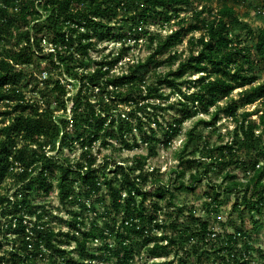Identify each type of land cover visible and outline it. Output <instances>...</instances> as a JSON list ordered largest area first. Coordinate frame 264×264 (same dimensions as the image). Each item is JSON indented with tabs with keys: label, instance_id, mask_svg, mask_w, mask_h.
I'll return each instance as SVG.
<instances>
[{
	"label": "trees",
	"instance_id": "trees-1",
	"mask_svg": "<svg viewBox=\"0 0 264 264\" xmlns=\"http://www.w3.org/2000/svg\"><path fill=\"white\" fill-rule=\"evenodd\" d=\"M239 1L233 0V3L238 6ZM230 2L0 0V105L7 107L2 112L0 106V217L9 218L0 221L7 225L0 228V235L4 237L0 239V264H137L134 254L137 243L148 248L155 258L171 254L169 243L176 244V240L169 241L163 232L161 236L146 234L149 225L159 219L157 213L161 209L153 201L164 200L163 186L149 191L125 176L120 191L127 185L129 193L121 203L119 192L112 188L113 181L105 180L107 190L101 192L99 170L90 166L95 157L76 163L60 162L65 149L73 150L78 145L82 150L91 147L105 125L109 130L106 135L111 139H116L114 133L124 137L135 129L139 139L133 137L134 147L124 145L126 150H135L140 148L141 141L145 145L164 143L159 132L172 146L182 134L186 121L200 114L209 116V120L200 118L186 132L182 147L186 151L194 141L211 145L210 138L199 127L212 131L211 134L219 133L217 124L224 114L236 127L227 133L230 136L227 141L220 134L221 143L211 153H219L220 167L233 166L239 171L231 174L225 171L221 180L229 183L224 191L236 195L233 211L237 217L244 219L249 215L258 226L256 214L264 209V111L257 122L252 116L260 110L245 109L256 102L264 103V81H260L261 75L256 72L257 68L264 71V30L256 31ZM256 11L258 20H264V11L260 8ZM118 21L122 24L114 32L113 25ZM150 25L171 33L164 38L157 33L150 34ZM197 32L201 33L198 38ZM109 37L120 44L119 49L102 58H93L92 52L98 43ZM187 37L190 53L183 57L175 48ZM129 38L135 43L146 38L152 52L144 60L129 61L126 70L115 74L113 71L131 49ZM165 64L171 69L158 73L157 69ZM57 70L58 74H54ZM197 74L200 76L192 79ZM101 81L109 87L102 88ZM70 84L78 86L76 92H68ZM28 88L30 94L24 90ZM238 89H242L239 98H232ZM111 90H115L112 103L122 108L123 116L113 114L102 101L96 103L97 91L104 95ZM53 95L59 101L56 105L59 115L50 104ZM172 97L177 99L172 102ZM64 98L72 104L70 115L67 109L73 121L71 135L62 132L60 127H67L63 118ZM225 99L229 102L220 105ZM169 111L177 115L171 122L162 124L163 114ZM53 117L61 118L59 124ZM93 127L98 130L97 135L89 140L85 133ZM197 151L194 149L192 154ZM84 155L82 151L80 157ZM215 163L201 171L207 173ZM119 167L122 169L123 165ZM57 176L61 204L71 209L80 207V211L68 210L71 217L67 232H56L51 220L45 219L49 214L45 204L37 206L34 202L37 195L47 197L51 179ZM8 179L12 182L6 194L1 187ZM193 180V184L180 187L193 191L203 178L197 179L194 175ZM73 186H82L91 203L70 200ZM42 191L43 196H39ZM220 195L215 192L213 202L207 205L208 216L219 207ZM97 205H103L105 212ZM89 212L98 215L89 220ZM190 212L193 216L194 211ZM171 226L177 230L180 223L174 221ZM159 227L156 225L158 231ZM74 233H79V237ZM80 237L93 241L92 250L86 243L78 242ZM246 237L245 232L238 230L226 239L213 231L209 221L200 218L195 224L184 225L178 239H198L204 243L193 246L191 251L185 249L178 264H189L185 258L190 256H195L196 264H251L255 248L246 242ZM208 238H212L211 244ZM101 239L102 245L97 243ZM71 243L75 244L79 259L68 256L64 245ZM240 243L245 251L237 256L234 250ZM6 245H11L9 250H5ZM175 256H179V251ZM144 264H174V261L155 260Z\"/></svg>",
	"mask_w": 264,
	"mask_h": 264
},
{
	"label": "clouds",
	"instance_id": "clouds-1",
	"mask_svg": "<svg viewBox=\"0 0 264 264\" xmlns=\"http://www.w3.org/2000/svg\"><path fill=\"white\" fill-rule=\"evenodd\" d=\"M80 31H84V29H80ZM103 71V69H101ZM107 78V77H106ZM102 88H107L109 86L105 85L103 81H101ZM34 86V85H33ZM46 90V89H45ZM87 91V89H86ZM115 90H111L108 94L101 95V92L97 91L96 93V103H100L101 101L105 106L109 108V110L113 113H120L121 116L124 115L122 108L118 104L112 103V96ZM65 99V110H64V119L67 121V127H61L62 132H68L70 135L74 133L73 129V121L70 116L67 115V109L71 105V101ZM43 101H41L42 103ZM59 101L56 100L55 95L51 96L50 104L52 105V110L55 111L56 105ZM99 112V108L97 109ZM76 115V113H73ZM60 117H53V120L59 124ZM87 127V126H85ZM96 128H90L85 135L88 136V139L91 140L93 136L97 135ZM108 126L105 125L103 130H99V138L91 144V147L87 149H83L85 155L83 157H77V159L82 162L85 160H92L95 157V162L90 166L99 170L98 175L100 176L99 184L101 187V192H105L107 190L106 185L104 184L105 180L113 181L112 188L114 191L119 192L120 201L123 203L124 197L129 193V189L127 185H124V191H120L123 178L126 176L129 180H132L136 186L144 188L150 187L153 191H156L157 188L163 186L161 190L166 192L165 198L162 201L154 200L153 202L159 205L161 211L157 213L159 219L153 221L151 225H149L147 235L150 236H158L160 232L168 238L169 241L176 240V244L169 243V248L173 252L179 251V255H184V250L187 249L191 251L193 246L200 247L204 242L198 241V239H192L190 241H181L178 239V234L183 230V226L188 224V213H182L180 216L177 215L178 209H182L186 204H190L194 202L192 197L180 186H188L194 183L193 176L195 175L197 179L203 178L204 183L197 185L198 194L203 193L209 190L210 185H215L214 188L211 189L208 196H205L201 203L204 201L210 200L211 197L215 195V192H220L222 197L226 195L225 188L228 185V181L221 182L222 176L225 174L224 170L220 168L219 162V153L212 154L211 149L216 146V143L213 142L211 145L205 146V144L200 141H194L193 144L187 146V150L185 151L183 148L178 149L173 153L171 161L167 162L168 167L166 171H162L163 165L159 163L160 156L159 153L164 151L166 148L171 147V143L167 140L166 137L160 136V140L164 141V143L154 142L148 145H145L142 141L140 142L141 150H147L148 155H139L137 158H132L128 155L124 145L128 144L129 147H134V144L131 142L133 137L138 140L139 134L133 129V132L128 133L126 136L121 137L118 133H114L116 135V139H111L109 135H106L108 132ZM106 141V143H105ZM56 142L59 143V137L56 138ZM194 149H198V151L193 155ZM42 151H47V149H43ZM235 151V149H234ZM234 158V157H233ZM65 160L71 161V156L66 155L61 159V163ZM153 161V165H149L147 161ZM203 162L201 164L200 162ZM216 161L215 165L212 168H209L207 173L201 171L202 168L208 167L210 163ZM123 165L121 169L119 166ZM89 165L85 164V167ZM75 167V165H73ZM153 167L155 170L153 171ZM111 169H116V172L110 171ZM83 171V169H81ZM229 174H231V169L227 170ZM59 179V176L56 177ZM74 191L70 200H78L84 204H90L91 201L88 200L84 194V190L82 186H73ZM180 191L177 192L176 190ZM9 194V193H6ZM135 195L134 192L131 193ZM185 196H188V199H185ZM95 197H93L94 199ZM51 203H55L52 201ZM51 203L45 201V208L56 215H64L63 209L68 207L67 204L63 205L61 210L57 212L56 209L51 207ZM97 207H101L97 205ZM71 211H80V207L77 205L76 207L69 209ZM197 216L204 217V211L200 208H197L196 213ZM89 219H91L92 215H98V213H90ZM4 219H9L8 217H0V221ZM30 219H35V217H30ZM45 219H48L47 217ZM179 220L180 227L177 230H173L172 222ZM156 225H159V231L156 228ZM12 226H15L13 222ZM7 227L0 223V228ZM195 227V226H194ZM86 230V229H85ZM226 231H230L231 229L225 228ZM74 235L79 237V233H74ZM186 235H190V233H186ZM4 237L0 235V239ZM78 242L86 243L89 246V250L91 249V245L93 244L92 240L84 241L83 237H80ZM167 241H160V243H166ZM209 244L212 243V238H208ZM99 244H103L104 241L101 239L97 241ZM31 248L32 245L30 244ZM43 247V245H41ZM211 250V249H209ZM44 251H47L45 249ZM203 251V248H201ZM191 261V264H196L195 256L186 257ZM175 264L179 262V256L173 257Z\"/></svg>",
	"mask_w": 264,
	"mask_h": 264
},
{
	"label": "rangeland",
	"instance_id": "rangeland-1",
	"mask_svg": "<svg viewBox=\"0 0 264 264\" xmlns=\"http://www.w3.org/2000/svg\"><path fill=\"white\" fill-rule=\"evenodd\" d=\"M230 4H234L235 8L237 9L238 14L241 16L242 19L246 20L256 31L258 29H263L264 30V20H258L257 18V11L259 8L264 11V0H240L238 3V6L233 3V0H230ZM214 6H216L214 4ZM119 22V21H118ZM115 23L113 25V28L115 29L114 32H117V28L120 27V25L122 24V22L119 23ZM148 32H150V34H160L161 37H166L168 34L171 33V31H169L168 29H160L158 26L156 25H150L148 26ZM201 33L197 32L195 33V36L198 38L200 37ZM188 37L184 39L183 43L181 45H178L175 50H177L179 53L182 54L183 57H186L189 55L190 53V44L188 42ZM96 41V40H95ZM128 45L130 46V51L128 53V55L123 59V61L118 65V67L113 71L115 74H121L122 71L126 70V64L129 61H137V60H144L146 59L150 53L152 52V47L149 43V41L146 38L141 39L140 41H138L137 43H135V41L133 39H128ZM120 47V44L117 43L115 41L114 38L109 37L106 38L103 41H100V43H98L97 48L92 52V56L95 59H99L102 58L103 56H106L110 53L116 52ZM177 67V64L173 66V69H175ZM171 69V66L169 65H162L160 68H158L157 72L160 74L166 73ZM256 72H258V74L261 75V80L260 81H264V71H261V69L257 68ZM58 74V70L54 72V74ZM200 76V74L194 75L192 77V79H197ZM23 86L25 87V82H23ZM41 89H45V87H42ZM78 89V86H73L70 84V86L68 87V92H76V90ZM27 90L26 92L29 93L28 90H30V88L28 89H24ZM242 91V89H238L236 90L233 95L232 98L238 99L239 98V94ZM168 92V91H167ZM30 94V93H29ZM28 94V95H29ZM175 99H177V97H172L171 101H175ZM227 102H229V99H225L223 102H221L220 105L226 104ZM1 106V110L2 112H5V110H7V107L5 105H0ZM71 106L68 108V114L70 115L71 113ZM260 110L257 114H255L254 116H252L253 120H256L257 122L260 121V117L262 115V111H264V103L261 102H256L251 106L246 107V111H250V112H254L256 110ZM56 114H61V112L58 111V107L55 108ZM214 111V108L211 109V112ZM244 109L240 110V112H243ZM176 112L175 111H169L167 113L163 114V117L161 118V122L162 124H166L168 122H171L175 116H176ZM164 118V119H163ZM200 118H204L205 120H209V116L205 115V114H200L199 116H196L194 118H192L191 120L186 121L183 126H182V134L176 138V140L173 142L172 146L170 148H166L164 151L159 153L160 156V160L159 163H161L163 165V168L161 169L162 171H166L167 167H168V163L169 161H171L173 153L175 151H177L178 149H181L183 147V142L186 139V132L192 128V126L200 119ZM236 127V124L228 119L224 114H221V120L218 122L217 124V129L219 130V133L217 134H211L212 131H208L205 130L203 126H200L199 129L204 133L205 136H207L208 138H210V142L211 144L213 142H218L216 144H220L221 143V138L219 137L220 134L221 136H223L225 138V141L229 140V137L227 135L228 132H231L232 130H234V128ZM160 130V129H158ZM162 135V133H158V136L160 137ZM18 141H20V139H17ZM128 155L130 157H134L135 155H139V154H143V155H147L148 151L147 150H141V147L139 149H135V150H126ZM82 153V147L80 145H78L75 149L73 150H69V149H65L62 157L66 156V155H70L71 156V161L76 163L78 161H80L79 159H77V157H80ZM58 154V153H56ZM58 155H61V153H59ZM149 165H153V161L149 160L148 161ZM221 170H229L231 169V171L233 173H238L239 171L237 169H235L233 166L229 167V168H222L220 167ZM153 169H155L153 167ZM54 174H57V172H55ZM56 176V175H55ZM242 176V175H241ZM51 191L49 193H46L47 197H38V195L35 197V204L37 206H40L41 204H45V201L47 202H52L55 201V203H51V207L53 209H56L57 212H59L62 208V204L61 201L59 200L58 197V182L56 181V177L54 179H51ZM11 182L12 179H8L7 182L4 183V186L1 187V190L3 193H8L7 190H10L11 188ZM222 182V180H221ZM204 181L198 183L199 184H203ZM197 185L195 187V189L193 191H186L191 197L192 200L194 202L190 203V204H186L183 209L184 210H180L178 209L177 211V215L180 216L182 213L187 212L188 213V221L189 223L186 225H192L195 224L197 221H199L200 218H202L203 220H207L210 222L211 228L213 229V231L217 234H223L225 236V238L227 239V237L230 234H234L236 233V231L241 230L242 232H245L247 237H246V242H249L255 249L252 251V257H251V264H264V209L262 210L261 213H259L258 215L256 214V219H258V226H256V222L252 221L251 216L246 215L244 217V219H241L239 217H237V213L233 211V204L235 203V198L236 195L235 194H229L226 193V195H224L222 197V194L218 197L217 201L221 202L220 205H218L219 207H217L216 209H214L213 213L211 215L208 216V213L206 212V208L208 204H211L214 200V197H216L215 195L213 197L210 198V200L208 201H204L203 203H201V201L203 200V198L205 196L209 195V192L211 191L212 188L215 187V185H212V188H209V192L205 191L203 193L198 194L197 191ZM147 190H152V188L147 187ZM177 192H179L178 190H176ZM15 192V191H14ZM13 193V192H12ZM44 193V191L41 192V194L39 196H43L42 194ZM185 199H188V196H185ZM150 201H148L149 203ZM69 207V206H68ZM66 209H63L64 211V215H56L52 212H49V214L47 215V218L49 220H51L52 222V226L54 227L56 232H67L70 230V226H69V220H70V214L68 212L69 209H71V207ZM197 208H200L201 210L204 211V217H200L197 216L196 210ZM98 209L101 212H105V207L103 205H101V207H98ZM191 210L194 211L193 216H192V212H190ZM91 218H95V215H92ZM90 220V219H89ZM174 222V221H173ZM178 223L179 220H177ZM185 225V226H186ZM86 227L89 228L90 227V221H88L86 223ZM225 228L227 229H231L230 231H226ZM161 232L159 234V236H161ZM140 242V241H139ZM166 244V243H165ZM243 243H240L234 250V254H236L237 256H240L244 253L245 251V247L242 245ZM153 244H151L152 246ZM94 247L96 246V244L93 245ZM11 247V245H6L5 246V250H9ZM64 248L67 249L69 251V255L68 256H72L75 259H79V254L76 250V246L74 243L71 244H66L64 245ZM135 263L137 264H144L146 262L149 261H174L173 257H175V252H173L171 250V254L166 256V257H158L155 258L153 255L149 254V252L147 251L146 247H142L140 244H135ZM260 250V252H259ZM182 255H179V258ZM185 262L191 264V261L189 259L185 258ZM175 264V262H174Z\"/></svg>",
	"mask_w": 264,
	"mask_h": 264
}]
</instances>
